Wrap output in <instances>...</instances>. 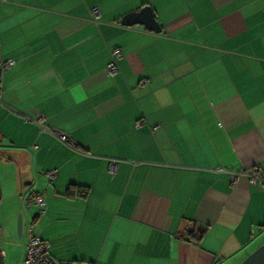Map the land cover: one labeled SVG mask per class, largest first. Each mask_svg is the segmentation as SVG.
I'll return each mask as SVG.
<instances>
[{
    "label": "crops",
    "instance_id": "1",
    "mask_svg": "<svg viewBox=\"0 0 264 264\" xmlns=\"http://www.w3.org/2000/svg\"><path fill=\"white\" fill-rule=\"evenodd\" d=\"M143 6L159 31L120 23ZM0 59L8 264L29 223L51 257L98 264H238L264 241V183L231 180L264 172V0H0Z\"/></svg>",
    "mask_w": 264,
    "mask_h": 264
},
{
    "label": "built area",
    "instance_id": "2",
    "mask_svg": "<svg viewBox=\"0 0 264 264\" xmlns=\"http://www.w3.org/2000/svg\"><path fill=\"white\" fill-rule=\"evenodd\" d=\"M91 18L93 20H97L99 17V11L96 7H93L90 10ZM112 55L114 57L120 56V51L118 48L114 49L112 51ZM13 60L7 59L2 60L0 59V69L4 70L10 66H12ZM117 71V65L112 60L109 62L105 68L104 72L112 76ZM35 123L38 125V128L40 132L49 134L50 136L54 137L56 140L64 144L65 146L75 149L76 148V140L70 136L68 133L63 132L61 130H58L56 128L50 127L47 124H45L41 117H37L35 120ZM143 122V119H139L136 122V127L139 126ZM118 159H109L107 169L109 173H113L115 171V168L118 164ZM218 172L225 171L223 168H217ZM56 172L55 169H49L46 171V176L48 179V182H51L54 178ZM244 174L246 175L248 182L250 184L254 185H262L264 183V172L261 171L258 167H247L243 170H241L238 174H232L231 180L233 183L238 178V175ZM32 202L35 206H37L38 213L43 212L44 206H45V199L43 197V194L41 192H35L33 191L30 195L29 200L26 201V203ZM31 223L28 224L27 228V240H26V251L24 255V263L25 264H98V263H88L83 261H77V260H61V259H55L51 257L49 250H48V243L37 236L33 235L31 233Z\"/></svg>",
    "mask_w": 264,
    "mask_h": 264
},
{
    "label": "water",
    "instance_id": "3",
    "mask_svg": "<svg viewBox=\"0 0 264 264\" xmlns=\"http://www.w3.org/2000/svg\"><path fill=\"white\" fill-rule=\"evenodd\" d=\"M122 25L141 24L145 28L152 31H159L160 26L154 18L153 11L149 6H143L138 11L130 12L123 16L120 20ZM22 219L18 214L16 219L17 234L21 233ZM0 264H4L3 252L0 246ZM238 264H264V241L256 246L253 250L246 254V256Z\"/></svg>",
    "mask_w": 264,
    "mask_h": 264
},
{
    "label": "rangeland",
    "instance_id": "4",
    "mask_svg": "<svg viewBox=\"0 0 264 264\" xmlns=\"http://www.w3.org/2000/svg\"><path fill=\"white\" fill-rule=\"evenodd\" d=\"M0 246H1V250L7 251V256L6 257L3 256V260H4V264H8V262H9V254H8V252H9V249H10V244L7 243L4 238H0Z\"/></svg>",
    "mask_w": 264,
    "mask_h": 264
},
{
    "label": "trees",
    "instance_id": "5",
    "mask_svg": "<svg viewBox=\"0 0 264 264\" xmlns=\"http://www.w3.org/2000/svg\"><path fill=\"white\" fill-rule=\"evenodd\" d=\"M204 231H205V228H198V229L195 231V233H194V237H195V239H196V240H199V239L202 237Z\"/></svg>",
    "mask_w": 264,
    "mask_h": 264
}]
</instances>
